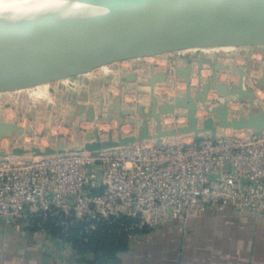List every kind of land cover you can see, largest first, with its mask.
Wrapping results in <instances>:
<instances>
[{
  "label": "built area",
  "instance_id": "built-area-1",
  "mask_svg": "<svg viewBox=\"0 0 264 264\" xmlns=\"http://www.w3.org/2000/svg\"><path fill=\"white\" fill-rule=\"evenodd\" d=\"M163 58L169 60L168 67L147 68L149 80L167 75L166 82L150 87V93L182 80L174 69L185 60L184 54ZM82 81L81 76L66 81L71 85L67 87L71 105H79L77 89ZM135 92L128 85L122 118L126 111L138 115L143 103L133 99ZM69 109L61 106L60 117ZM81 116L77 117L81 127L92 122L88 114ZM117 116L103 105L93 119L97 125L112 124ZM234 132L182 141L149 139L98 151L65 148L24 159L0 156V221L28 224L34 216L63 212L78 220L126 215L138 218L139 227L161 228L170 223L186 225L209 209L264 221V132Z\"/></svg>",
  "mask_w": 264,
  "mask_h": 264
},
{
  "label": "water",
  "instance_id": "water-1",
  "mask_svg": "<svg viewBox=\"0 0 264 264\" xmlns=\"http://www.w3.org/2000/svg\"><path fill=\"white\" fill-rule=\"evenodd\" d=\"M262 44L264 0H114L80 8L48 6L0 15V82L22 76L59 73V80H67L69 76L85 75L96 69L88 67L90 65L96 64L99 68L120 57L165 56L189 49ZM193 63L203 64V61L193 59L187 69L177 68L176 77L188 80ZM166 80L164 73L153 75L147 85L152 87ZM41 83L40 80L24 83L22 88ZM211 88L220 97L231 96L234 101L246 98L252 101L254 98L253 93L245 90L243 85L230 88L214 81L211 86L203 87L195 98L188 92L187 97L175 99L174 104L159 107L160 113L172 116L177 111L189 110V125L186 128L154 136L142 127L138 136H121L118 140L111 132L108 140L86 144L84 148L98 151L149 139L161 142L178 134L189 135L199 124L196 116L198 102L206 100ZM156 98L154 103L158 101ZM76 105H71L69 109L70 126L77 116L73 114ZM102 108L103 104L101 112ZM109 110L122 118L121 106H112ZM231 113L228 104L214 109V116L204 123L211 135H217L218 126L235 131L264 132V112L245 115L244 111H239V117L234 118H231ZM83 114L84 110L80 112V118ZM125 114L133 116L134 112L126 111ZM88 115V120H93L94 112L90 111ZM121 120L123 122L124 119ZM8 127L12 131L17 129L15 125ZM8 131L1 127L0 138L6 137ZM17 132L22 133L21 130ZM65 148L68 147L63 144L44 151L37 148L32 155H49ZM21 154L17 152V155Z\"/></svg>",
  "mask_w": 264,
  "mask_h": 264
},
{
  "label": "rangeland",
  "instance_id": "rangeland-1",
  "mask_svg": "<svg viewBox=\"0 0 264 264\" xmlns=\"http://www.w3.org/2000/svg\"><path fill=\"white\" fill-rule=\"evenodd\" d=\"M182 54H184L185 59H198L203 61V64L195 63L193 65L192 74L188 80H178L173 84V87L169 85L160 86L155 97L153 93H147V97L139 100L133 96V99L137 100L136 103H143L138 110V115L133 116V118L129 114H125L123 118L117 116L118 121L112 124L104 122L95 125L85 121L82 127L74 125L72 128L68 124L69 112H65L62 118L60 117L61 106L67 109L72 103L70 102L72 93L67 89L71 85L66 81L78 78V76H69L67 80H59L61 76L59 73L22 76L0 82V126L9 130L6 137L0 138V156L11 155L20 159L29 158L34 149L52 148L57 140L66 141L65 146L68 148H82L86 144L108 140L111 132H114L115 140L121 136H138L142 127L148 129L154 136L159 133L166 134L184 129L189 125V110H182L180 111L182 113L176 112L174 116H169L160 113L159 107L174 104L175 99L187 97L188 92L195 98L203 87L211 86L214 81L230 88L243 85L245 90L253 93L254 98L252 101L247 98L244 101H234L231 96L220 97L217 91L211 88L206 100L198 102L196 112L199 120L198 127L193 129L189 135L178 134L176 137L165 138L166 141H169L167 139L182 141L191 139L195 135L196 137L209 135L211 131L206 129L204 123L214 116V109L221 103L229 105L232 112L231 118L239 117V111H244L245 115L251 112L255 114L264 112V44L189 49ZM163 57H120L111 59L107 65L131 66V63H140L146 69L159 64V67L163 69L169 66V60ZM88 67L98 69L96 64ZM100 71V69L96 70L95 75H99ZM92 77L94 76L86 78L85 81L93 79ZM36 80H40L42 83L31 88H22V84L33 83ZM40 90L46 91L43 94L44 97L40 96ZM154 98L158 100H156L157 103L153 102ZM121 119H124L123 122ZM8 125H15L16 131H12ZM217 128V134L220 137L226 134H235L233 129H221L219 126ZM17 130H21L22 133L18 134ZM17 152L22 154L19 156Z\"/></svg>",
  "mask_w": 264,
  "mask_h": 264
},
{
  "label": "crops",
  "instance_id": "crops-1",
  "mask_svg": "<svg viewBox=\"0 0 264 264\" xmlns=\"http://www.w3.org/2000/svg\"><path fill=\"white\" fill-rule=\"evenodd\" d=\"M192 60L186 58L176 65L175 76L177 68L187 69ZM99 69L97 77L94 72ZM91 76L93 79L85 81ZM81 77L72 128L81 127L77 117L82 110L98 113L102 104L121 106L128 85L135 87L137 100L151 92L148 69L139 63L105 65ZM40 92L44 97L46 91ZM91 123L96 125V120ZM66 143L57 140L52 148ZM94 259L93 253L80 255L65 239L45 229L31 228L21 220L10 225L0 221V264H92ZM120 260V264H264V221L209 209L186 225L170 223L134 236Z\"/></svg>",
  "mask_w": 264,
  "mask_h": 264
},
{
  "label": "trees",
  "instance_id": "trees-1",
  "mask_svg": "<svg viewBox=\"0 0 264 264\" xmlns=\"http://www.w3.org/2000/svg\"><path fill=\"white\" fill-rule=\"evenodd\" d=\"M139 223L138 218L126 215L78 220L60 212L34 216L28 226L62 237L80 255L93 253L92 264H120V254L130 249L132 238L152 230L148 226L139 227Z\"/></svg>",
  "mask_w": 264,
  "mask_h": 264
},
{
  "label": "bare ground",
  "instance_id": "bare-ground-1",
  "mask_svg": "<svg viewBox=\"0 0 264 264\" xmlns=\"http://www.w3.org/2000/svg\"><path fill=\"white\" fill-rule=\"evenodd\" d=\"M114 0H0V15H11L42 7L80 8Z\"/></svg>",
  "mask_w": 264,
  "mask_h": 264
}]
</instances>
